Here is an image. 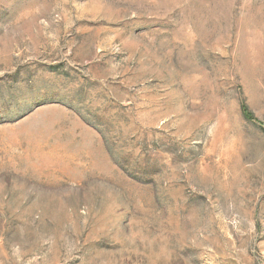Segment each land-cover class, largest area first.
Instances as JSON below:
<instances>
[{
  "label": "rangeland",
  "instance_id": "1",
  "mask_svg": "<svg viewBox=\"0 0 264 264\" xmlns=\"http://www.w3.org/2000/svg\"><path fill=\"white\" fill-rule=\"evenodd\" d=\"M0 264H264V0H0Z\"/></svg>",
  "mask_w": 264,
  "mask_h": 264
}]
</instances>
